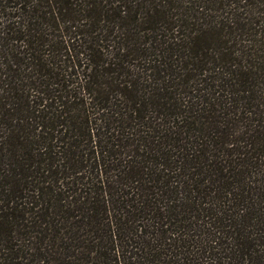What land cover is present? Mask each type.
I'll return each instance as SVG.
<instances>
[{"label":"trees","instance_id":"1","mask_svg":"<svg viewBox=\"0 0 264 264\" xmlns=\"http://www.w3.org/2000/svg\"><path fill=\"white\" fill-rule=\"evenodd\" d=\"M0 264H264V0H0Z\"/></svg>","mask_w":264,"mask_h":264}]
</instances>
